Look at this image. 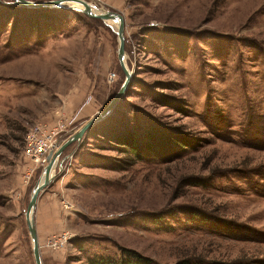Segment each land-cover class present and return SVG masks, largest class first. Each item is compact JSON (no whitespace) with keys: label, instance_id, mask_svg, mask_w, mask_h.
I'll return each mask as SVG.
<instances>
[{"label":"rangeland","instance_id":"1","mask_svg":"<svg viewBox=\"0 0 264 264\" xmlns=\"http://www.w3.org/2000/svg\"><path fill=\"white\" fill-rule=\"evenodd\" d=\"M81 1L123 17L132 77L38 196L42 264H264V0ZM117 47L68 5L0 0V264H35L45 165L27 135L59 148L101 112L125 80Z\"/></svg>","mask_w":264,"mask_h":264},{"label":"water","instance_id":"2","mask_svg":"<svg viewBox=\"0 0 264 264\" xmlns=\"http://www.w3.org/2000/svg\"><path fill=\"white\" fill-rule=\"evenodd\" d=\"M64 0H49L44 2H31L27 0H13V5L18 7H23L27 9H60L63 8V2ZM69 3H77L83 6V9L77 11L81 12L85 16L92 18V19H99L102 21H111L117 24V29L115 31V34L118 39V47H117V60L120 65L121 70L124 73L125 80L120 87L117 94L112 98V100L108 103V105L97 115H95L93 118H91L89 121H87L74 135H72L68 140H66L55 152H50L47 156V164L43 168V175H42V182L40 181L34 186L30 201L28 203L26 212H25V218L27 222V228L28 232L31 238L32 242V255L34 258L35 264H42L41 257H40V251H39V244H38V238L36 234V228H35V222H34V212L36 208V203L38 196L40 192H42L47 186L50 185L51 182L54 181V175L53 172L56 167L61 169V166L63 164L64 159H59L65 150L69 145H71L74 142H78L81 140V138L97 123L104 120L112 111V109L117 105V103L121 100V98L124 96V93L127 89V87L130 84L132 73L129 72L125 66L124 57V23H123V17L120 14L113 13V12H103L102 14L94 13L89 6L81 1V0H67ZM70 8V7H68ZM74 9L75 8H70Z\"/></svg>","mask_w":264,"mask_h":264},{"label":"built area","instance_id":"3","mask_svg":"<svg viewBox=\"0 0 264 264\" xmlns=\"http://www.w3.org/2000/svg\"><path fill=\"white\" fill-rule=\"evenodd\" d=\"M57 149L56 141L46 134L40 126H37L26 137L24 154L33 161L46 165L49 153L55 152Z\"/></svg>","mask_w":264,"mask_h":264},{"label":"trees","instance_id":"4","mask_svg":"<svg viewBox=\"0 0 264 264\" xmlns=\"http://www.w3.org/2000/svg\"><path fill=\"white\" fill-rule=\"evenodd\" d=\"M136 138L133 134H130L129 136H125L122 138L121 140V144L123 146L129 147V148H133L136 145ZM133 144V146H132ZM134 260H130V259H123L121 260V262L119 263H115L109 259L106 258H92L90 260H88V262L86 264H151L149 260L143 259L141 257L138 256H133Z\"/></svg>","mask_w":264,"mask_h":264},{"label":"bare ground","instance_id":"5","mask_svg":"<svg viewBox=\"0 0 264 264\" xmlns=\"http://www.w3.org/2000/svg\"><path fill=\"white\" fill-rule=\"evenodd\" d=\"M64 3H63V7L64 6H67L68 5V7H70V8H75V10L76 9H78V10H81V9H83V6H81L80 4H77V3H69V2H67V0H64L63 1ZM93 11V10H92ZM94 13H98V14H102L103 12H96V11H93ZM105 22H107V24L109 25V26H111V28H113L115 31H116V29H117V24L116 23H114V22H111V21H105ZM46 166V165H45ZM43 180L41 179V182H42Z\"/></svg>","mask_w":264,"mask_h":264}]
</instances>
